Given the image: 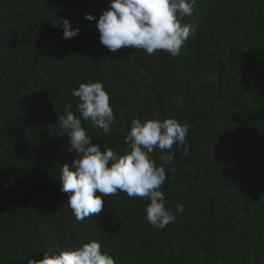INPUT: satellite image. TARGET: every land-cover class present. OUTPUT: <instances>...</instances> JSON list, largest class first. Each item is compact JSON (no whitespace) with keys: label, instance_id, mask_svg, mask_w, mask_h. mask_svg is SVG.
I'll list each match as a JSON object with an SVG mask.
<instances>
[{"label":"trees","instance_id":"16d2710c","mask_svg":"<svg viewBox=\"0 0 264 264\" xmlns=\"http://www.w3.org/2000/svg\"><path fill=\"white\" fill-rule=\"evenodd\" d=\"M109 4L0 0V264L92 240L116 264H264V0H197L183 21L197 30L177 57L109 51L85 18ZM64 18L78 36L62 38ZM97 80L119 125L109 135L82 120L102 148L129 152L132 119L189 125L187 155L175 144L152 153L166 169L161 191L175 215L164 229L147 221L148 198L119 192L80 222L60 190L62 166L76 153L58 116L79 117L72 90ZM169 153L165 165L159 157Z\"/></svg>","mask_w":264,"mask_h":264},{"label":"clouds","instance_id":"9594fccd","mask_svg":"<svg viewBox=\"0 0 264 264\" xmlns=\"http://www.w3.org/2000/svg\"><path fill=\"white\" fill-rule=\"evenodd\" d=\"M197 0H110L107 10L97 17L85 14L95 21L102 45L109 51L122 48L142 49L149 55L158 50L172 57L180 55L182 47L194 35L197 25L183 23L193 15ZM63 39L79 35L80 28L73 29L71 21L62 20ZM79 98V117L71 111L58 116L59 126L67 132L70 151L76 153L71 164L61 169L60 190L69 194L68 206L77 221L104 211L105 198L124 192L128 197H145L150 200L144 209L147 221L157 229L175 221V215L166 207V197L161 186L166 182V169L158 166L152 153L155 148L172 149L173 145L185 147L189 125L176 119L131 120L126 143L130 151L118 154L111 147L102 148L86 134L82 120L91 121L93 127L109 135L118 125L112 100L102 81L80 83L71 93ZM70 107V106H69ZM49 133L56 136L55 128ZM163 164H170L174 153L162 154ZM168 171L174 172L175 168ZM264 203V197L261 198ZM178 211H182L178 209ZM28 264H116V259L102 250V243L92 240L82 246L59 252H43V259H28Z\"/></svg>","mask_w":264,"mask_h":264}]
</instances>
